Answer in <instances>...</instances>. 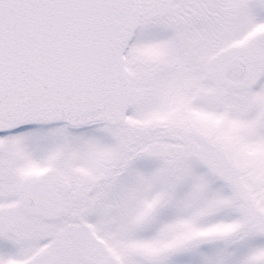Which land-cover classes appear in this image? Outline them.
I'll return each instance as SVG.
<instances>
[{
	"label": "snow or ice",
	"instance_id": "6c2138e0",
	"mask_svg": "<svg viewBox=\"0 0 264 264\" xmlns=\"http://www.w3.org/2000/svg\"><path fill=\"white\" fill-rule=\"evenodd\" d=\"M0 264H264V0H0Z\"/></svg>",
	"mask_w": 264,
	"mask_h": 264
}]
</instances>
